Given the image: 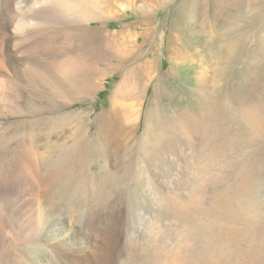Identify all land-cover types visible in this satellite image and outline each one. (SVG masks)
Segmentation results:
<instances>
[{
	"label": "rangeland",
	"instance_id": "1",
	"mask_svg": "<svg viewBox=\"0 0 264 264\" xmlns=\"http://www.w3.org/2000/svg\"><path fill=\"white\" fill-rule=\"evenodd\" d=\"M33 1L44 2L43 16L51 14L46 0ZM191 4L198 8L197 34L178 19ZM104 7L108 19L93 26L87 14L58 7L54 23L48 27L44 22L41 32L34 26L13 31L20 20L16 10H0V61L15 54L11 73L34 77L0 85V187L18 184L28 202L6 214L0 207V264H167L136 251L142 240L138 228L155 224L163 231L177 229L163 244L169 249L182 241L191 223L202 219L199 210L188 209L184 216L175 207L199 187L207 117L216 118L233 160L224 164L222 183L231 184L249 163L264 170V0H110ZM143 9L162 28L157 67L164 75L174 74L160 84L165 127L172 131L159 155L134 161L131 203L114 199L101 206L98 192L105 187L104 177L110 170L121 175L131 155L123 153L120 165L109 154L93 152L64 184L52 182L48 162L59 157L62 146H72L80 127L94 133L97 116L112 108L113 91L122 82L121 73L112 75L119 62L113 36L131 30L135 42ZM132 45L126 43L123 53ZM133 60L137 56H131L125 70L133 68ZM127 86L134 94L120 102L138 103L141 134L153 89L144 97V81L129 80ZM10 88L11 95L5 92ZM183 121L191 126L188 135L176 132ZM27 148L39 154V169L23 161ZM216 180L210 181L211 188L221 181ZM263 198L264 192V203ZM219 219L238 228L249 226L228 203ZM121 230L126 237L122 255L113 238ZM250 258L246 264H256L255 253Z\"/></svg>",
	"mask_w": 264,
	"mask_h": 264
},
{
	"label": "bare ground",
	"instance_id": "2",
	"mask_svg": "<svg viewBox=\"0 0 264 264\" xmlns=\"http://www.w3.org/2000/svg\"><path fill=\"white\" fill-rule=\"evenodd\" d=\"M2 1L0 0V10L3 11V9L8 8L11 11L15 9L17 17H20L17 26L13 30L15 32L27 26H34L36 32L43 31L44 22H46L48 27L54 23L53 17L58 7H65V9L67 8L73 14H87L89 18L87 21L90 26H93L95 22H103L109 17L108 13L104 12V9H107L104 5L109 3L110 0H46L47 8L51 11L48 17H46V14L43 16V12L40 10L44 2L25 0L26 4L23 6L24 0H6V3ZM197 10V6L191 4L190 6H186L182 13L178 15V19L182 25H185L187 29L193 30L195 34L198 33V28L194 24ZM22 12L25 14L23 15ZM142 14L144 16L136 22L141 32L137 33L138 36L135 42L130 40L134 36L131 30L120 37L118 35L113 36L115 44L117 43L116 61L118 60L119 62L118 64L116 63L112 75L121 73L122 82L113 91L111 97L112 108L97 116L94 123L96 126L94 133L91 130L86 131L83 126L80 127V131L72 146H62L59 157L48 162L52 170V182L60 184L65 180L67 181L76 169L83 166L93 152L101 153V155H103L102 153H105V155L109 154L120 165L122 164L123 153L131 155V162L125 166V170L121 175L115 174L116 172L112 173L110 170L104 177L105 185L103 187H105L98 192L101 206L114 199H118L119 201L127 200L131 203L132 196L136 194V191L131 189L130 186L136 180L134 177V161L136 159L150 161L153 155L158 151H162L159 148L164 144L166 145L169 132L172 131L171 129L169 131L165 127L163 119L164 101L162 100L160 84L169 79L173 73L170 72L169 75H164L157 67L161 37L159 33L162 28L159 22L149 16L150 14L146 10ZM141 38L143 40L140 42ZM128 42L133 44L131 51L128 50L126 53H123V47ZM137 43H141V45H137ZM132 55L137 56V60H133L134 63L132 62V64L135 65L131 70L127 71L128 69L125 70L124 65L131 60ZM171 57L173 58V55ZM17 59L15 54L10 53L6 57L1 58L0 85H15L20 82V84H23L34 79L30 75H27V77L26 75L18 76V74L14 75V73H11V70L14 72ZM129 80L131 82L141 80L145 82L144 97L149 89H153L152 96L145 102L147 109L144 115L141 134L142 125L138 122L137 116L138 103L122 104L123 102H120V98H126L134 94V88L127 86ZM203 81L204 79L200 75L198 82L202 83ZM5 92L11 95L14 90L10 88ZM14 96L16 97V95ZM204 122L202 128L205 129L206 134L200 141L202 152L198 159L200 167H197L198 176L199 174L203 175L201 179L198 176L196 178L200 181L199 187L190 191L189 197L184 204L182 203V206L180 205L181 201H179V205L175 207V210L184 214V216H187L188 209H190V212L199 210L200 215H203L202 219L200 218L199 222L196 223H189L187 232L181 236L182 241L180 242L179 240L172 248L168 247L169 249L163 244L166 243V239H170L169 236L173 235V233L178 234L177 229L170 228L167 231H163L162 228H159L155 224L149 225L145 229L140 227L138 228L139 237L142 240L136 251L142 254L149 253L150 257L154 258L155 261L160 259L161 261H166L167 264H246L250 256L255 253L256 264H264V203L262 201L264 170L259 164L249 163L245 165L246 167L239 172L231 184L222 183L224 164L228 163L230 165L233 162L227 150L229 148L228 143L223 138V135H221L216 118L213 116L207 117ZM35 124H37L36 121L31 126ZM188 126L189 124L185 123L179 125L180 128L179 130L176 129V132L181 135L186 133L188 135L192 132L191 126ZM173 131L175 132L174 128ZM178 138L180 139L179 136ZM23 155V161L31 166H37L38 160L41 159H39V154L33 148H27ZM215 178L221 181L219 183L216 180L219 183L218 186L211 188L210 181L214 182L212 180ZM207 187L211 189L207 191ZM21 191L22 188L16 183H9L0 187V207L2 212L6 214L11 210L18 211L27 206L28 202L25 201V197L27 196L22 195L23 192L21 193ZM226 203L230 204L235 212L249 223L248 227L238 228L221 222L219 218L222 206ZM183 205L185 206L183 207ZM113 238L116 242L115 246L117 250L120 251V254L123 253L126 240L123 231L114 233ZM167 245L169 246L168 243ZM159 256L162 258H159Z\"/></svg>",
	"mask_w": 264,
	"mask_h": 264
}]
</instances>
